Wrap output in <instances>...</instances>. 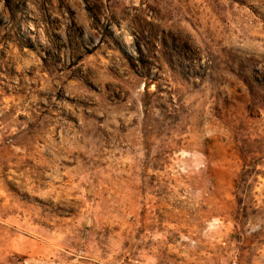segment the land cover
Listing matches in <instances>:
<instances>
[{
	"label": "rangeland",
	"instance_id": "obj_1",
	"mask_svg": "<svg viewBox=\"0 0 264 264\" xmlns=\"http://www.w3.org/2000/svg\"><path fill=\"white\" fill-rule=\"evenodd\" d=\"M264 264V0H0V264Z\"/></svg>",
	"mask_w": 264,
	"mask_h": 264
},
{
	"label": "built area",
	"instance_id": "obj_2",
	"mask_svg": "<svg viewBox=\"0 0 264 264\" xmlns=\"http://www.w3.org/2000/svg\"><path fill=\"white\" fill-rule=\"evenodd\" d=\"M232 264H238L237 262H233Z\"/></svg>",
	"mask_w": 264,
	"mask_h": 264
}]
</instances>
